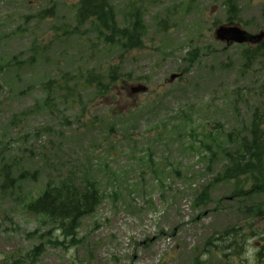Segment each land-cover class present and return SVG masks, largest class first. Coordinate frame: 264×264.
Wrapping results in <instances>:
<instances>
[{"label":"rangeland","instance_id":"374dc122","mask_svg":"<svg viewBox=\"0 0 264 264\" xmlns=\"http://www.w3.org/2000/svg\"><path fill=\"white\" fill-rule=\"evenodd\" d=\"M77 2L0 0V171L13 178L0 176V264H264V214L249 212L263 196L217 185L194 204L227 164L220 150L264 117V61L212 37L222 0H111L120 26L142 15L143 46L128 52L76 23ZM263 2L236 0L241 28H263ZM110 73L105 93L86 82ZM67 177L102 194L73 243L24 208Z\"/></svg>","mask_w":264,"mask_h":264},{"label":"trees","instance_id":"16d2710c","mask_svg":"<svg viewBox=\"0 0 264 264\" xmlns=\"http://www.w3.org/2000/svg\"><path fill=\"white\" fill-rule=\"evenodd\" d=\"M233 1L223 0L228 20L236 16V4ZM51 11L52 8L40 12L38 17L48 15ZM113 13L110 0H78L75 21L78 24H92L98 35L108 33L105 40L109 43H114V38H117L118 45L123 51L139 48L141 37L145 33L139 10L132 9L122 28L116 26ZM259 49L264 52V43ZM256 51L252 53V56L257 54ZM109 77L112 78L113 75L110 74ZM89 81H91L88 82L89 85L96 83L100 86L101 83L98 77L93 76ZM249 133L250 140L239 139L236 149L226 154L230 165L217 179L223 181L234 179L236 181L234 193L237 189H247L244 191L246 194L264 196V117L259 114L253 116L249 125ZM5 171V167H2L0 174L4 173V180H8V174ZM99 199L95 182L83 181L79 185L64 179L57 184L48 183L42 192L29 200L24 207L29 213L41 215L56 224L62 236L67 238L75 234L81 217L90 214L97 206ZM258 210L259 214L261 212L264 214V207ZM37 249L33 250V255Z\"/></svg>","mask_w":264,"mask_h":264},{"label":"water","instance_id":"95a60500","mask_svg":"<svg viewBox=\"0 0 264 264\" xmlns=\"http://www.w3.org/2000/svg\"><path fill=\"white\" fill-rule=\"evenodd\" d=\"M215 37L218 40L226 41V42H237L244 43L249 41L259 42L264 37V32L259 33L258 35H249L244 31L240 30L237 27H218L215 32ZM173 78V76L171 77ZM143 90V89H141ZM134 90L133 92H135Z\"/></svg>","mask_w":264,"mask_h":264}]
</instances>
